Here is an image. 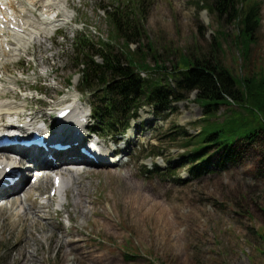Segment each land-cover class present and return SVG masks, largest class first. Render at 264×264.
<instances>
[{"label": "rangeland", "instance_id": "1", "mask_svg": "<svg viewBox=\"0 0 264 264\" xmlns=\"http://www.w3.org/2000/svg\"><path fill=\"white\" fill-rule=\"evenodd\" d=\"M13 1L27 19L24 33L7 30V38H0V129L20 120L59 136L71 124L56 127L59 109L77 105L75 115L90 113L91 97L78 92L73 44L84 32L96 43L110 42L116 54L124 52L123 40L112 38L107 7H120L121 15L131 17L142 13L139 23L129 22L130 31H140L131 50L143 48L152 69L173 70L183 53L228 68L238 78L264 74V0L250 56L235 45L239 27L234 19L208 10L215 0H135L136 6L131 0ZM38 84L45 86L43 94L35 93ZM170 86L176 88L173 82ZM196 99L192 93L163 111L144 108L125 135H109L92 122L96 135L121 141L122 148L129 142L120 157L127 167L62 174L65 185L53 199L50 179L16 192L13 202L0 206V264H65L55 243L56 232L61 237L58 225L67 232L78 228L75 237L83 242L66 264H264V141L247 149L236 165L223 169L217 156L206 172L194 175L193 148L185 144L207 124ZM232 110L238 111L220 107L211 123L222 124ZM261 115L264 123V111ZM91 203L97 214L88 212ZM18 244L24 253L15 252ZM128 253L138 258L129 260Z\"/></svg>", "mask_w": 264, "mask_h": 264}, {"label": "trees", "instance_id": "2", "mask_svg": "<svg viewBox=\"0 0 264 264\" xmlns=\"http://www.w3.org/2000/svg\"><path fill=\"white\" fill-rule=\"evenodd\" d=\"M131 2L138 5L135 0ZM262 5L261 0H215L208 10L234 19L239 27L235 45L250 56L262 26ZM142 6L140 3L136 9L140 10ZM114 7L104 8V11L112 25V36L115 34L112 38L123 40L124 52L116 54L110 42L106 44L100 40L96 43L80 32L74 39L75 56L71 58L80 72V92L92 96L99 128L104 127L110 132L126 128L143 107L163 111L170 104L182 102L185 95L197 93L196 101L204 107L207 124L199 136L192 138L194 142L190 140L185 144L186 149L193 148L189 159L194 175L206 172L205 168L217 156L218 165L223 169L236 165L247 149H254L264 141V123L259 119L264 111V74L238 78L228 68L212 66L211 62L193 59L183 53L173 70L159 66L152 69L143 48L137 52L131 50L140 31L136 27L130 31L129 22L132 19L139 23L142 13L134 12V17L126 12L121 15L124 11L120 7L110 11ZM221 36L227 37L224 32H219ZM150 50H153L152 46ZM143 73L147 79L142 78ZM156 73L159 76L155 80L152 75ZM170 82L176 84L175 89ZM40 87L45 89L42 84ZM220 107H235L238 111L232 110L222 124L211 123L216 120ZM212 150L215 154L210 157ZM157 171L163 173L158 168ZM126 258L137 259L138 256L128 253Z\"/></svg>", "mask_w": 264, "mask_h": 264}, {"label": "bare ground", "instance_id": "3", "mask_svg": "<svg viewBox=\"0 0 264 264\" xmlns=\"http://www.w3.org/2000/svg\"><path fill=\"white\" fill-rule=\"evenodd\" d=\"M84 140V139H83ZM73 150V149H72ZM72 150L70 151V152H72ZM76 150V149H75ZM42 152V151H41ZM106 152V151H105ZM42 155H43V153H42ZM1 156V155H0ZM4 157H6V156H1L0 158H4ZM8 158L9 159H11L10 157H7V160H8ZM4 163H6V162H4ZM53 163H51L50 161H47V165H52ZM14 165V164H13ZM16 165V164H15ZM69 165H75V164H69ZM97 166H99V168H102V166H106V167H109V168H111V167H115V168H117V165H116V163H113V162H111V160H100L99 161V163H98V165ZM29 168V167H28ZM118 169V168H117ZM85 171H88L87 169H85L83 172H85ZM106 177V176H105ZM42 180V179H41ZM40 180V181H41ZM44 180V179H43ZM39 181V182H40ZM44 182V181H43ZM22 183H23V181L22 182H20V183H18L15 187H13V188H11L10 190L11 191H14V192H18V191H20V190H22ZM42 184V183H41ZM64 185V183L62 184V186ZM8 202V201H7ZM92 205H93V208L92 209H90V208H88V212L89 213H92V214H95L96 212H98L97 211V209L95 208L96 206H95V204L94 203H91ZM86 212V211H85ZM88 213V214H89ZM87 213H86V216L88 215ZM97 214V213H96ZM85 216V217H86ZM51 230H53L52 232L54 233V232H56V229H51ZM23 231V230H22ZM57 231H59L60 233H61V237H58L57 235H58V233L56 232V235H54L55 236V243L57 242V244H59V246H61V248H60V251H63L64 253H63V255H64V257H65V264L67 263V262H69V256H72L73 254H75L76 253V251L78 250V248H79V246L80 245H82V244H80V243H83L82 241H78V239L75 237V235H77L78 233H79V230H78V228H76V227H74L72 230H70V232H67L65 229H64V227L62 226V225H58V229H57ZM30 233V232H29ZM57 236V237H56ZM54 240V239H53ZM18 243V242H17ZM24 247V246H23ZM14 249H15V252L16 251H18V250H21V251H19V253H24V250H22V248H21V245H16V246H14ZM12 255V254H11ZM15 255V254H14ZM26 255V254H25ZM24 255V256H25ZM28 256V255H27ZM23 258H25V257H23ZM29 263H30V261H28ZM24 263L25 264H27V262H26V260H24Z\"/></svg>", "mask_w": 264, "mask_h": 264}]
</instances>
